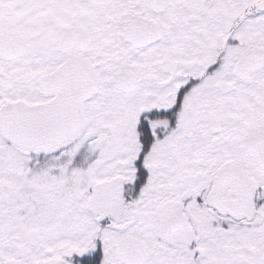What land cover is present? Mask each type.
<instances>
[{
  "label": "flooded vegetation",
  "instance_id": "flooded-vegetation-1",
  "mask_svg": "<svg viewBox=\"0 0 264 264\" xmlns=\"http://www.w3.org/2000/svg\"><path fill=\"white\" fill-rule=\"evenodd\" d=\"M3 49L0 264H264V0H0Z\"/></svg>",
  "mask_w": 264,
  "mask_h": 264
},
{
  "label": "water",
  "instance_id": "water-1",
  "mask_svg": "<svg viewBox=\"0 0 264 264\" xmlns=\"http://www.w3.org/2000/svg\"><path fill=\"white\" fill-rule=\"evenodd\" d=\"M1 56L3 57H10L12 56V52L8 50H0ZM2 125L1 128L3 131H6L9 133L12 137H14L16 140L21 139V120L20 116L15 114V116H10L7 118V114H2Z\"/></svg>",
  "mask_w": 264,
  "mask_h": 264
}]
</instances>
